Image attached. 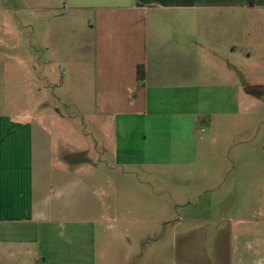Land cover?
<instances>
[{"label": "crops", "instance_id": "1", "mask_svg": "<svg viewBox=\"0 0 264 264\" xmlns=\"http://www.w3.org/2000/svg\"><path fill=\"white\" fill-rule=\"evenodd\" d=\"M66 5L73 13V51L81 44L76 24L85 18L90 30L93 129L52 116L43 102L35 110L0 109V264H94L98 252L92 238L86 251L65 255L41 246L51 242L46 234L38 240L35 258L18 250L33 243L21 231L104 220L105 193L95 188L103 178L97 167L101 148L109 150L108 176L121 167L126 179L130 163L174 162L186 154L178 146L187 148L186 141L193 139L197 117L212 115L202 112L197 100L210 93L228 98L235 114L241 96L236 68L241 67L242 19L264 10V0H66ZM15 15L0 7L5 39L0 48L6 52L0 54V98L14 95L17 87L26 94L35 91L32 78L17 70L35 58L31 44L23 48L25 55L18 54L22 45L12 31ZM45 48L50 46L38 49ZM63 53L54 61L63 62ZM247 53L251 61V46ZM213 70L228 84L210 85ZM59 102L66 105L62 97ZM102 134L107 144L99 141ZM155 144L160 154L153 152ZM135 147L150 148L141 155Z\"/></svg>", "mask_w": 264, "mask_h": 264}, {"label": "rangeland", "instance_id": "2", "mask_svg": "<svg viewBox=\"0 0 264 264\" xmlns=\"http://www.w3.org/2000/svg\"><path fill=\"white\" fill-rule=\"evenodd\" d=\"M0 7L17 13L12 31L22 45L18 54L25 55L23 48L31 44L35 58L33 64L17 68L32 78L34 94L17 87L14 95L0 98V109L35 110L43 102L52 116L86 124L91 131L94 68L86 19L76 24L81 44L75 52L73 13L66 0H0ZM241 26L236 113L229 111L233 102L228 98L210 93V98L197 100L202 112L212 115L197 117L193 139L186 141L187 148L178 146L186 154L174 162L130 163L126 179L121 167L108 176L109 150L101 148L97 167L103 178L95 188L105 193L104 220L75 227H25L21 235L33 243L18 250L38 258V240L48 234L51 242L41 246L65 255L86 251L89 238L94 239V264H264V10L244 15ZM3 33L0 30L4 42ZM44 45L50 48L42 52L38 48ZM59 52H64L63 62L54 61ZM210 79V85L228 84L215 70ZM100 140L106 143L104 134ZM135 148L143 155L150 147ZM157 150L155 144L153 152Z\"/></svg>", "mask_w": 264, "mask_h": 264}, {"label": "trees", "instance_id": "3", "mask_svg": "<svg viewBox=\"0 0 264 264\" xmlns=\"http://www.w3.org/2000/svg\"><path fill=\"white\" fill-rule=\"evenodd\" d=\"M140 73V72H139ZM140 77H141V74L139 75V79H140Z\"/></svg>", "mask_w": 264, "mask_h": 264}]
</instances>
